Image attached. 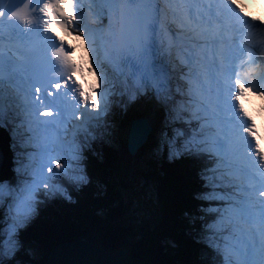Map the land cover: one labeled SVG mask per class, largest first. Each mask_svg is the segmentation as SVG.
<instances>
[{
  "label": "snow or ice",
  "instance_id": "obj_1",
  "mask_svg": "<svg viewBox=\"0 0 264 264\" xmlns=\"http://www.w3.org/2000/svg\"><path fill=\"white\" fill-rule=\"evenodd\" d=\"M258 49L264 19L241 0H0V264H32L23 233L39 208L92 183L109 117L144 100L169 157L203 164L189 222L217 264H264V118L245 106L264 101Z\"/></svg>",
  "mask_w": 264,
  "mask_h": 264
},
{
  "label": "trees",
  "instance_id": "obj_2",
  "mask_svg": "<svg viewBox=\"0 0 264 264\" xmlns=\"http://www.w3.org/2000/svg\"><path fill=\"white\" fill-rule=\"evenodd\" d=\"M119 120L113 117V125ZM114 135L95 142L92 183L74 191L71 201L43 204L23 233L33 256L38 253L32 264H42L54 246L78 237L106 252L126 250L133 264H217L189 222L199 203L202 162L174 163L163 151L156 156L153 142L159 163H152L150 153L146 161L141 154L130 157Z\"/></svg>",
  "mask_w": 264,
  "mask_h": 264
},
{
  "label": "water",
  "instance_id": "obj_3",
  "mask_svg": "<svg viewBox=\"0 0 264 264\" xmlns=\"http://www.w3.org/2000/svg\"><path fill=\"white\" fill-rule=\"evenodd\" d=\"M134 125H142L147 131L142 142L133 144L129 138V129ZM126 135V151L130 155H134L145 143L149 131V125L145 120L139 119L132 121L129 125ZM0 153L5 157L4 172L9 171L8 165L10 162L9 151L7 150L6 140L0 134ZM92 170V164L90 163ZM43 264H133L130 255L126 250L115 252H106L101 247H98L82 237H78L74 241H66L53 247L48 253Z\"/></svg>",
  "mask_w": 264,
  "mask_h": 264
},
{
  "label": "bare ground",
  "instance_id": "obj_4",
  "mask_svg": "<svg viewBox=\"0 0 264 264\" xmlns=\"http://www.w3.org/2000/svg\"><path fill=\"white\" fill-rule=\"evenodd\" d=\"M257 3H259L260 4V1H258L257 0ZM262 54H264V51H262ZM264 56V55H263ZM84 58H86V55L84 56ZM167 63H168V65H169V71L170 72H172L173 71V69H172V66H171V64H170V62L167 60ZM92 80H93V78L92 77H89L88 78V82H89V84H91L92 83ZM173 82H175V79L173 80ZM173 86H175V83H173ZM246 108L251 112V114L253 115V117H254V119H255V121H256V124L259 126L260 125V122H261V118H264V112H261V109L262 108H264V101H262L260 98H258V97H251L250 98V102L249 103H247L246 105ZM151 108H152V104L151 103H149V111L151 110ZM152 109H154L153 111H152V116H150L149 117V119H148V123H150L151 125H153V126H155V127H158L159 126V124H161L162 122H163V120H162V118H161V113H160V111H158V112H156L155 114L153 113V112H155V110H156V107L154 108H152ZM151 117H153V118H151ZM160 128H157V130H159ZM126 133H127V131L125 132V135H126ZM124 135V136H125ZM6 137H7V141H8V146H9V149H10V138H9V133L7 132V134H6ZM124 145L126 146V140L124 141ZM260 145H261V148L262 149H264V133H262V142L260 141ZM167 147H168V145H167ZM139 151H141V149H139L134 155H130L129 153H128V151H126L127 152V154L130 156V157H136L137 155H138V152ZM161 154V153H160ZM170 158V157H169ZM171 159V158H170ZM47 257V256H46ZM46 260V259H45ZM45 262V261H44ZM43 262V263H44ZM42 263V264H43Z\"/></svg>",
  "mask_w": 264,
  "mask_h": 264
},
{
  "label": "rangeland",
  "instance_id": "obj_5",
  "mask_svg": "<svg viewBox=\"0 0 264 264\" xmlns=\"http://www.w3.org/2000/svg\"><path fill=\"white\" fill-rule=\"evenodd\" d=\"M261 1H262V3L264 2V0H261ZM86 58H87V57H86ZM86 58H85V59H86ZM149 103H150V102H149ZM151 104H152V103H151ZM153 107L155 108L156 106L152 104V108H153ZM152 108H151V110L149 111L150 113H152V111L154 110V109H152ZM147 111H148L147 109L143 108V111H142V112H143V113H146ZM146 115H147V114H146ZM150 116H152V115H150ZM109 118H110V117H109ZM151 118H153V117H151ZM161 124H163V122H162ZM118 131L120 132V135H119V136H120V137L122 136V137L124 138V137H125V136H124V135H125V133H124L125 129H124V126H123V125L120 126V128H118ZM159 131H161V130H159ZM117 138L120 139L122 142L125 141V139H122V138H119V137H117ZM162 138H163V137H160V136H159L158 138H154V139L152 140V142H153V143H159V142L162 143V142H163V141H162ZM261 142H262V139H261ZM124 146H125V145H124ZM159 146H160V144H159L158 147H156L155 150H154V152L156 153V156H159V155H160V153L157 152V151L159 150ZM90 159H92V152L90 153V156H89V160H90ZM37 257H38V253L35 252V254H34V256H32V258H35V259H36Z\"/></svg>",
  "mask_w": 264,
  "mask_h": 264
},
{
  "label": "clouds",
  "instance_id": "obj_6",
  "mask_svg": "<svg viewBox=\"0 0 264 264\" xmlns=\"http://www.w3.org/2000/svg\"><path fill=\"white\" fill-rule=\"evenodd\" d=\"M241 2L243 3V4H247V3H245L244 2V0H241ZM248 5V4H247ZM257 10V8H256V6L255 5H253L251 8L249 7V14H251V13H253V12H255Z\"/></svg>",
  "mask_w": 264,
  "mask_h": 264
}]
</instances>
